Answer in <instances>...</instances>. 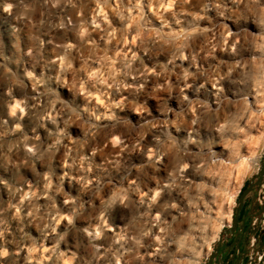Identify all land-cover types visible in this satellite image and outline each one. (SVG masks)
Returning a JSON list of instances; mask_svg holds the SVG:
<instances>
[{
	"label": "rangeland",
	"instance_id": "rangeland-1",
	"mask_svg": "<svg viewBox=\"0 0 264 264\" xmlns=\"http://www.w3.org/2000/svg\"><path fill=\"white\" fill-rule=\"evenodd\" d=\"M263 74L264 0H0V264H206Z\"/></svg>",
	"mask_w": 264,
	"mask_h": 264
},
{
	"label": "flooded vegetation",
	"instance_id": "flooded-vegetation-1",
	"mask_svg": "<svg viewBox=\"0 0 264 264\" xmlns=\"http://www.w3.org/2000/svg\"><path fill=\"white\" fill-rule=\"evenodd\" d=\"M263 207L264 181L259 189L245 198L239 210V205L235 208L232 217L238 218L237 225L231 234H226V231L231 230L233 220L227 226L213 264H264Z\"/></svg>",
	"mask_w": 264,
	"mask_h": 264
},
{
	"label": "water",
	"instance_id": "water-1",
	"mask_svg": "<svg viewBox=\"0 0 264 264\" xmlns=\"http://www.w3.org/2000/svg\"><path fill=\"white\" fill-rule=\"evenodd\" d=\"M263 181H264V161H263V163L261 165V169L259 170V172L257 173V175L252 179L251 183L249 184V187L246 188L244 190V192L242 193V195L240 196V199H239V202H238V205H239L238 210L240 209V206L243 204L245 198L250 193H252L256 188L259 189L261 187V185L263 184ZM262 211H264V207H263V210ZM237 220H238L237 217H234L233 218L232 228H231V230L226 231V234H231V233L234 232L235 227L237 225ZM221 243H222V238H220L218 245L216 246L214 252L208 258V261H207L206 264H213V261L217 257V254L219 253V250L221 248Z\"/></svg>",
	"mask_w": 264,
	"mask_h": 264
},
{
	"label": "bare ground",
	"instance_id": "bare-ground-1",
	"mask_svg": "<svg viewBox=\"0 0 264 264\" xmlns=\"http://www.w3.org/2000/svg\"><path fill=\"white\" fill-rule=\"evenodd\" d=\"M256 51V50H255ZM257 53V52H256ZM259 53V52H258ZM253 54V53H252ZM255 54V53H254ZM260 54V53H259ZM258 54V55H259ZM253 56V55H252ZM255 56H257V55H255ZM256 58H258V57H256ZM256 58H255V60H256ZM239 63H241L240 61H239ZM247 65V64H246ZM245 67V66H244ZM264 75V74H263ZM139 80V79H138ZM137 81V80H136ZM138 82V81H137ZM11 114V113H10ZM13 116V115H12ZM93 148V147H92ZM90 149V148H89ZM224 151H222V153H223ZM175 156V155H174ZM88 157V156H87ZM246 159V158H245ZM81 160H83V159H81ZM219 162L220 163H225L224 162V160H223V158H220V160H219ZM90 163V162H89ZM87 166V165H86ZM195 167V166H194ZM187 174V173H186ZM190 174V173H189ZM154 197H156V195H154ZM150 201V200H149ZM152 201H153V199H152ZM158 207V206H157ZM159 208V207H158ZM194 219V218H193ZM193 219H192V221H193ZM162 231H163V228L162 227H159V228H157L156 230H154V229H151V232H153L154 234H155V236L157 237V238H160V233H162ZM166 235V234H165ZM169 236V235H168ZM168 236L165 238V239H167L168 238ZM178 236V235H177ZM149 237V236H148ZM155 237V238H156ZM164 237V236H163ZM154 238V237H153ZM170 238V237H169ZM148 239V238H147ZM156 241V240H155ZM159 241H160V243H163V240H162V242H161V240L160 239H158L157 240V242L159 243ZM168 241V240H167ZM156 242V243H157ZM182 243V242H181ZM159 245V244H158ZM181 245V244H180ZM152 247V246H151ZM161 247H163V245L161 246ZM180 247V246H179ZM178 247V248H179ZM160 248V247H159ZM150 249V248H149ZM152 249V251H154V252H156L158 249L157 248H151ZM161 252V251H160ZM161 254V253H160ZM179 254V253H178ZM158 261H160V260H158ZM154 262V261H153ZM156 263V262H155Z\"/></svg>",
	"mask_w": 264,
	"mask_h": 264
},
{
	"label": "trees",
	"instance_id": "trees-1",
	"mask_svg": "<svg viewBox=\"0 0 264 264\" xmlns=\"http://www.w3.org/2000/svg\"><path fill=\"white\" fill-rule=\"evenodd\" d=\"M245 190V188L243 189V191ZM243 191H242V193H243Z\"/></svg>",
	"mask_w": 264,
	"mask_h": 264
}]
</instances>
